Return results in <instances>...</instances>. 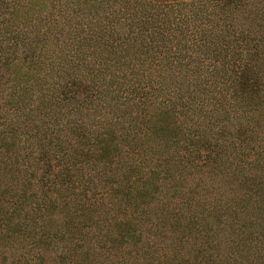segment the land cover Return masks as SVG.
<instances>
[{
	"label": "trees",
	"instance_id": "obj_1",
	"mask_svg": "<svg viewBox=\"0 0 264 264\" xmlns=\"http://www.w3.org/2000/svg\"><path fill=\"white\" fill-rule=\"evenodd\" d=\"M0 264H264V0H0Z\"/></svg>",
	"mask_w": 264,
	"mask_h": 264
}]
</instances>
